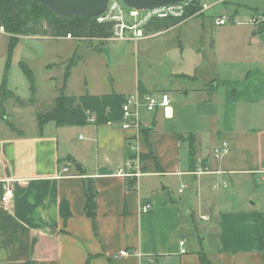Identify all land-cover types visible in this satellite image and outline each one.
<instances>
[{
    "label": "crops",
    "instance_id": "1",
    "mask_svg": "<svg viewBox=\"0 0 264 264\" xmlns=\"http://www.w3.org/2000/svg\"><path fill=\"white\" fill-rule=\"evenodd\" d=\"M216 2L222 6L211 23L216 16L231 21L221 43L215 30L224 27H205L200 19L211 7L206 5L147 34L157 40L174 33L178 48L159 54L155 65L171 68L156 76L135 74L126 90L113 84L85 91L167 92L168 106L140 109V125L150 130L122 129L121 120L68 126L50 121L39 129L36 110L34 121H25L24 110L33 105L13 101L7 113L0 104V193L4 179L14 190L10 203L0 202V264H264V179L258 172L264 160L242 140H264V25L234 23L264 12L245 1L231 8L226 0ZM194 33L195 42L185 44ZM60 63L45 68L54 64L46 68L51 73ZM188 135L195 137L193 157ZM221 141L230 150L214 159L212 149ZM128 144L136 146L144 171L136 181L115 173L130 155ZM198 158L211 171L229 173L192 175ZM87 178L97 190L94 217L84 213ZM224 179L231 190L213 187ZM61 201L71 213L66 219L59 215ZM145 202L152 208L141 213Z\"/></svg>",
    "mask_w": 264,
    "mask_h": 264
},
{
    "label": "rangeland",
    "instance_id": "2",
    "mask_svg": "<svg viewBox=\"0 0 264 264\" xmlns=\"http://www.w3.org/2000/svg\"><path fill=\"white\" fill-rule=\"evenodd\" d=\"M238 1L258 5L260 11L264 12V0H226L222 3H228L231 5L228 8H231ZM202 2L206 3L204 5H211L205 11L204 16H200V19L206 23L205 27L210 25L216 28L224 27L215 30L217 41L221 43L223 40L222 31L231 24L215 26L213 22L211 23V14L220 11L222 4L217 3L216 0H200V7L203 5ZM247 12H251V9H248ZM196 23L197 19H193L189 24L193 27L197 25ZM197 36L198 34L194 33L185 38L183 42L193 44ZM204 36L206 34L202 31L198 37L203 39ZM138 43L97 38L72 39L67 37L66 39H56L52 37L20 36L18 42L9 52L8 34L0 30V84L5 79L8 89L13 90L19 97L26 99L30 97L31 91L29 82L19 67V62L24 61L32 70L37 100L32 108L24 110L26 123H31L34 121V110L46 108L53 94L58 93L63 82L66 65L70 59L76 58V56H79L80 59L71 67L67 86L64 90L66 94H80L85 91L102 92L112 88L113 84L117 88L126 90L133 83L135 74L140 78L141 76L150 77L156 76L157 72H164L166 66L171 68L167 64L163 65L161 69L160 66L156 69L155 65L159 54L164 51L175 53L176 47L178 48V40L175 38L174 33H168L157 40L155 37L148 36L147 39L140 40ZM54 61H60L61 63L51 73L47 72L46 68H51L54 64H49L46 68L45 65ZM52 75L54 80L49 78ZM13 101V98L3 100L7 113L13 112V106H15ZM242 140L250 151L253 148L256 149L257 157L264 160L263 139L254 140L244 137ZM224 188L222 187V189ZM231 189L232 187L229 185L227 191Z\"/></svg>",
    "mask_w": 264,
    "mask_h": 264
},
{
    "label": "trees",
    "instance_id": "3",
    "mask_svg": "<svg viewBox=\"0 0 264 264\" xmlns=\"http://www.w3.org/2000/svg\"><path fill=\"white\" fill-rule=\"evenodd\" d=\"M192 4L186 8L183 16H166L163 18H152L144 30L146 34L155 33L160 30L176 25L182 20L194 15L200 10V0H191ZM112 22H96L95 18H87L81 15L61 16L49 11L43 4L33 0H0V29L8 34L9 52L18 42L20 36H40L52 38L72 39H107L111 35ZM264 24H260L262 27ZM72 58L66 65L63 82L51 105L36 111V120L39 129L52 121L58 126L79 125L86 122V111L94 114L96 123H112L122 118V104L125 95L119 93H107L92 95L87 92L80 95H69L64 92L70 69L77 61ZM19 67L29 82L30 97L24 99L8 89L5 79L0 84V104L3 105L5 98H13L20 106L33 105L36 102V87L32 70L24 61L19 62ZM188 146L191 157L195 137L188 135ZM97 190L92 179L85 180L84 213L86 216L94 217L96 214ZM174 202L173 199L170 200ZM59 215L66 219L71 215L68 205L61 201L58 207ZM209 264L208 261H204Z\"/></svg>",
    "mask_w": 264,
    "mask_h": 264
},
{
    "label": "built area",
    "instance_id": "4",
    "mask_svg": "<svg viewBox=\"0 0 264 264\" xmlns=\"http://www.w3.org/2000/svg\"><path fill=\"white\" fill-rule=\"evenodd\" d=\"M192 4L191 0H185L176 4H170L160 6L153 9H137L126 6L121 0H109L105 10L97 15L95 18L96 22H112V30L109 38L113 41H125V42H136L140 39L146 38L148 35L145 33V26L154 17L163 18L166 16H183L186 12V8ZM206 8V5H201V8L196 13L201 12ZM195 13V14H196ZM215 25H226L231 21L226 16H216L213 19ZM236 24H247L252 26H258L264 24V14L251 15L245 21H235ZM2 30V28L0 29ZM70 38V36H68ZM170 104V95L167 92L148 93L135 91L134 93L125 96V100L122 104V129H135L137 133L141 130L139 122L140 109L144 108L147 111L153 112L157 108L166 107ZM87 117L86 122L95 123L96 117L94 114L86 111ZM128 150L130 155L119 165L115 171L116 175L124 178H133L135 181L144 174L141 158L137 152L134 144H128ZM230 150V145L227 141H221L219 144L213 147L212 157L219 159L223 155L227 154ZM1 161V160H0ZM67 170V167H64ZM263 174L264 170L258 171ZM208 173L217 174H228L225 171H211L208 165L203 162L202 158L197 159V167L190 174L198 176ZM10 179H4L2 181L0 202L2 204H8L14 198V190L10 184ZM228 180L224 179L213 184V187L219 189L226 187ZM185 185H181L179 192ZM151 204L149 202L140 203V212L147 213L151 210ZM204 218V217H203ZM183 245V242H180ZM184 249L182 248V252ZM120 255H128L127 250L119 251Z\"/></svg>",
    "mask_w": 264,
    "mask_h": 264
},
{
    "label": "water",
    "instance_id": "5",
    "mask_svg": "<svg viewBox=\"0 0 264 264\" xmlns=\"http://www.w3.org/2000/svg\"><path fill=\"white\" fill-rule=\"evenodd\" d=\"M43 4L49 11L61 16L81 15L93 18L101 14L109 0H33ZM126 6L137 9H153L160 6L176 4L185 0H121ZM142 126V131L150 130Z\"/></svg>",
    "mask_w": 264,
    "mask_h": 264
}]
</instances>
